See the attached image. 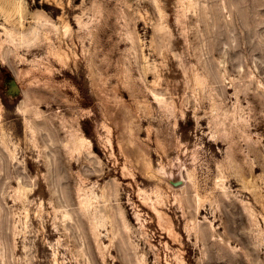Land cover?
I'll return each instance as SVG.
<instances>
[{
    "label": "rangeland",
    "instance_id": "374dc122",
    "mask_svg": "<svg viewBox=\"0 0 264 264\" xmlns=\"http://www.w3.org/2000/svg\"><path fill=\"white\" fill-rule=\"evenodd\" d=\"M91 263L264 264V0H0V264Z\"/></svg>",
    "mask_w": 264,
    "mask_h": 264
},
{
    "label": "bare ground",
    "instance_id": "6f19581e",
    "mask_svg": "<svg viewBox=\"0 0 264 264\" xmlns=\"http://www.w3.org/2000/svg\"><path fill=\"white\" fill-rule=\"evenodd\" d=\"M241 20H242V18H241ZM242 23H243V22H242ZM242 25H243V24H242ZM244 25H245V27H246V23H245ZM242 27H243V30H244L245 27H244V26H242ZM234 28H236V27H234ZM237 28H238V27H237ZM22 112H23V110H22ZM23 113H24V112H23ZM150 113H151V112H150ZM148 115H149V112H148ZM56 126H58V125H56ZM62 127H63V126H62ZM61 129H62V128H61ZM53 130H54V131H51V132H55V129H53ZM56 133H57V132H56ZM56 133H55V134H56ZM55 134L53 133L52 135H55ZM57 134H58V133H57ZM57 134H56V135H57ZM50 135H51V133H50ZM60 135H61V134H60ZM73 135H74V134H73ZM75 136H76V135H75ZM51 137H52V136H51ZM72 137H73V136H72ZM55 138H56V136H55ZM79 138H80V137H79ZM82 138H83V137H82ZM53 139H54V138H53ZM71 139H72V138H71ZM74 139H75L74 141H77V140H78L77 137H74ZM54 140H55V139H54ZM79 140H80V139H79ZM79 140H78V141H79ZM82 140H85V138L82 139ZM82 140H81V141H82ZM56 141H57V140H55L54 142H56ZM68 141H69V140H68ZM139 141H140V140H139ZM70 142H71V141H69V144L73 147V144L70 143ZM79 142H80V141H79ZM56 143H57V142H56ZM66 143H67V142H66ZM75 143H78V142H75ZM85 143H86V142H84L83 144H85ZM88 143H89V142H88ZM138 143H139V142H138ZM79 144L82 145L81 142H80ZM79 144H78V146L81 147V148H83V147L80 146ZM62 146H63V145H62ZM62 146H61V147H62ZM64 146H65V145H64ZM71 146H69V147L71 148ZM137 146H138V145H137ZM64 148H65V147H63L62 149L64 150ZM66 148H68V147H66ZM70 148H68V149H70ZM140 148H141V147H140ZM140 148H139V149H140ZM73 149H74V148H73ZM79 149H80V148H79ZM79 149H78V150H79ZM139 149H138V150H139ZM142 149H143V148H142ZM142 149H141V151H142ZM63 150H62V151H63ZM70 150H72V148H71ZM70 150H68V152H67L66 150H65V152H64V151H63V152H64V154L67 152V155H66V156H68V153L70 152ZM75 150H77V147H75ZM141 151H138V152L141 153ZM78 152H79V151H78ZM78 152H77V153H78ZM79 153H80V152H79ZM140 153H138V156H139ZM143 153H144V151H143ZM64 154H63V156H64ZM70 154H71V152L69 153V156H70ZM145 155H146V152H145ZM5 156H6V155H5ZM60 156H61V155H59V157H60ZM63 156H62V157H63ZM69 156H68V159H70ZM71 156H72V155H71ZM79 156L81 157V155H79ZM140 156H141V155H140ZM142 156H143V155H142ZM145 157H146V156H145ZM5 158H7V157H5ZM55 158H56V157H55ZM60 158H61V157H60ZM60 158H59V159H60ZM66 158H67V157H66ZM66 158L64 157V159H66ZM83 158H84V157H83ZM54 163H55V164H54ZM54 163H53V164L56 165V162H54ZM148 163H149V161H148ZM148 163H146L145 166H148ZM59 164H60V163H59ZM59 164H58V165H59ZM63 164H64V163H63ZM87 164H88V163H87ZM49 165H50V164H49ZM49 165H48V166H49ZM51 165H52V164H51ZM58 165H57V166H58ZM65 165H66V164H65ZM143 165H144V164H143ZM60 166H61V164H60ZM62 166H63V165H62ZM67 166H69V165H67ZM149 166H150V165H149ZM50 167H54V166H49V168H50ZM142 167H143V166H142ZM49 168H47V169L49 170ZM55 168H56V167H55ZM55 168H53V169L55 170ZM58 168H59V167H58ZM145 168H147L146 170H148L149 167H145ZM145 168H142V169H145ZM53 169H52V171H53ZM56 169H57V168H56ZM60 169H61V168H60ZM63 169H64V167H63ZM63 169H62V170H63ZM50 171H51V169H50ZM52 171H51V172H52ZM55 171H57V170H55ZM58 171H59V170H58ZM53 172H54V171H53ZM146 172H147V171H146ZM47 173H48V172H47ZM54 173H55V175L57 176L58 173H57V174H56V172H54ZM60 173H61V172H60ZM147 173H148V172H147ZM49 174H50V175H49ZM49 174H48V175H49L50 177H52L51 175H52L53 173L51 174V173L49 172ZM61 174H62V173H61ZM59 175H60V174H59ZM60 178H61V177H60ZM52 183H53V181H52ZM22 186H23V185H22ZM54 188H55V186H54ZM51 189H52V188H51ZM55 190H58V189H55ZM55 190H54V192H56ZM58 191H59V190H58ZM82 191H84V190H82ZM23 192H24V191H23ZM25 192H26V191H25ZM54 192H53V193H54ZM64 192H66V191H64ZM18 193H19V192H18ZM86 193H87V192H86ZM55 194H56V193H55ZM70 194H71V193H70ZM87 194H88V193H87ZM87 194H86V195H87ZM24 195H25V193L23 194V193L21 192L20 197H22V196H24ZM65 195H66V194L64 193V196H65ZM102 196H104V195H102ZM51 197H52V196H51ZM67 197H68V195H67ZM18 198H19V197H17V199H18ZM69 198H70V196H69ZM69 198L67 199L66 196H65V199H67V202H66V200H64V201H65L66 203H68ZM84 198H85V197H84ZM100 198H101L100 195L96 194L95 192H92L91 195H88V196H86V198H85V199H86L85 202L87 203V205H86V203H84L83 201H81V202H83L82 205H85V207L88 206V208L91 209L92 206L94 205V203H95V202H98ZM15 200H16V199H15ZM20 200H21V199H20ZM70 200H71V199H70ZM73 200H74V199H73ZM100 201H102V200H100ZM20 202H21V201H20ZM99 204H100V202H99ZM22 205H23V204H22ZM69 205H70V203H68V206H69ZM95 205H96V204H95ZM97 205H98V204H97ZM62 206H63V205H62ZM104 206H105V205H104ZM104 206H103V208H101V209L96 208V210H95L93 213H91V216H92V214H93V218H94V216H96V217H97V216H100V215L103 216V214H105V213H103V212L106 211V207H104ZM96 207H97V206H96ZM66 208H67V207H66ZM80 208H81V207H79V209H80ZM82 208H83V207H82ZM94 209H95V208H94ZM69 210L72 211L73 209H71V208L69 209V208H68V211H69ZM74 210H75V209H74ZM74 210H73V211H74ZM66 211H67V209H66ZM68 211H67V213L64 212V213H66V216H67V214H68ZM71 211H69V212H71ZM73 211H72L71 213H73V214H77V213H74ZM81 212L84 213V212H83V209H81ZM27 213H28V212H27ZM71 213H69V214L71 215ZM82 213H81V214H82ZM87 213H89V211H88ZM69 214H68V216H69ZM99 214H100V215H99ZM77 215H78V214H77ZM77 215H74V216L77 217ZM88 215L90 216V214H88ZM105 215H106V214H105ZM105 215H104V216H105ZM66 216H65V219L67 218ZM74 216H73V219H74ZM82 216H83V214H82ZM89 216H88V217H89ZM104 216L101 217V218H104ZM108 216H109V215H108ZM83 217L86 218V216H83ZM96 217H95V218H96ZM109 217H110V216H109ZM79 218H80V217H78V221H79ZM89 218H90V217H89ZM107 218H108V217H107ZM107 218H106V219H107ZM67 219H69V217H68ZM71 219H72V218H71ZM71 219H69V220H71ZM86 219H87V218H86ZM86 219H85V220H86ZM90 219H91V218H90ZM104 219H105V218H104ZM106 219H105V220H106ZM81 220H83V219H81ZM81 220H80V221H81ZM73 221H76V219H74ZM83 221H84V220H83ZM91 222H93V221L91 220ZM94 222H95V220H94ZM105 222H106V221H105ZM102 223H103V222H102ZM69 224H70V223H69ZM73 224H74V223H73ZM103 225H104V224H103ZM87 226H89V228H90V225H87ZM100 226H101V225H100ZM67 227H68V226H67ZM114 227H115V226H114ZM114 227H112V230H113ZM102 228H103V227H102ZM84 229H85V228H84ZM86 230H87V229H86ZM98 230H99V229H98ZM107 230H108V229H107ZM116 230H117V229H116ZM78 231H79V229H78ZM91 231H92V230H91V228H90V232H91ZM85 232H86V231H85ZM85 232H84V233H85ZM88 232H89V231H87V235H88ZM112 232H113V231H112ZM91 233H93V232H91ZM93 234H94V233H93ZM112 234L114 235V233H112ZM87 235H86V237H87ZM116 235H118V234H116ZM116 235H115V236H116ZM88 238H89V237H88ZM95 238H96V237H95ZM113 238H114V237H113ZM114 239H115V238H114ZM114 239H112V240L114 241ZM96 240H97V239H96ZM110 240H111V239H110ZM97 241H98V240H97ZM97 241H96V242H97ZM113 241H111V243H112ZM104 244H105V243H104ZM99 245H100V244L98 243V249H99ZM111 245H112V244H111ZM104 246H106V245H104ZM113 246H114V244H113ZM110 247H111V246H110ZM115 247H118V244H117V246L115 245ZM100 248H101V247H100ZM100 250H101V249H100ZM100 252H102V250H101ZM101 254L103 255V253H101ZM90 258H91V257H90ZM103 259H104V257H103ZM94 260H95V259H94ZM94 260H93V261H94ZM89 261H91V260H89ZM104 261H106V260H104ZM87 262H88V261H86V263H87ZM88 263H89V262H88ZM91 264H92V263H91Z\"/></svg>",
    "mask_w": 264,
    "mask_h": 264
}]
</instances>
